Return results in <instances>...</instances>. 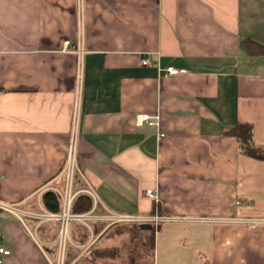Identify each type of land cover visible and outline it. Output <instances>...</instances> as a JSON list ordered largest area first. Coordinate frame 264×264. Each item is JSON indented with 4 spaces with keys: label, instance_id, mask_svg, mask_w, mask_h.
Listing matches in <instances>:
<instances>
[{
    "label": "crops",
    "instance_id": "obj_1",
    "mask_svg": "<svg viewBox=\"0 0 264 264\" xmlns=\"http://www.w3.org/2000/svg\"><path fill=\"white\" fill-rule=\"evenodd\" d=\"M246 39L264 44V0H0V200L18 207L0 208V264L117 248L133 222L48 217L45 191L77 214L89 188L97 214L159 220L154 264H264V159L228 131L252 123L264 145V53Z\"/></svg>",
    "mask_w": 264,
    "mask_h": 264
},
{
    "label": "trees",
    "instance_id": "obj_2",
    "mask_svg": "<svg viewBox=\"0 0 264 264\" xmlns=\"http://www.w3.org/2000/svg\"><path fill=\"white\" fill-rule=\"evenodd\" d=\"M245 49L250 54H262L264 53V44L256 42L252 39H246L243 43ZM229 133L232 135H235L238 138L239 148L240 151L258 158V159H264V145L256 144L254 142V126L252 123L249 122H240L230 130H228ZM43 201L46 205V207L53 211V212H59L61 209V202L59 198V194L57 191L53 189H49L44 192L43 194ZM92 207V198L87 193H82L79 195L78 198L73 202L72 210L75 212L78 211H84L89 210ZM153 224V223H152ZM119 226V225H118ZM127 228V229H126ZM117 229H122L121 226L117 227ZM126 232L130 233L131 240L133 241V236H137L138 239L137 242L139 244L138 247H146L148 244L151 245L152 250L154 251V230H155V224H153V227L150 229H145L140 227V223L133 222L132 225H128L124 229ZM151 230V234L148 235L147 232ZM115 231V229H114ZM119 231V230H118ZM120 234H122L121 230L119 231ZM125 242L126 239L124 238ZM148 240L150 242H148ZM122 243V246L127 248L128 255L131 256L130 258H127V256H124V258L120 259L119 264H147V261L144 260V254L140 253L138 251V247L136 248L137 254L139 255V260L134 259V247H131L130 244ZM130 242V241H129ZM136 242V244H137ZM129 248V249H128ZM117 249V248H116ZM121 250V248H118L116 251ZM115 251V250H113ZM111 254L108 250H102V249H90V251L86 254L84 258V262L82 264H101L98 260L104 258L105 256H109ZM110 261H108L106 264H109Z\"/></svg>",
    "mask_w": 264,
    "mask_h": 264
},
{
    "label": "built area",
    "instance_id": "obj_3",
    "mask_svg": "<svg viewBox=\"0 0 264 264\" xmlns=\"http://www.w3.org/2000/svg\"><path fill=\"white\" fill-rule=\"evenodd\" d=\"M67 42H66V47H67ZM141 62L143 64H147L149 62L148 58H142ZM179 71H183V70H178L177 68L174 67H168L165 69V72L168 74H175ZM138 120L139 122H148L149 124H159V115L157 116H150L149 114H145V113H141L138 114ZM164 133H160V136H163ZM73 149L70 151L69 154V161H68V166H67V170H68V174L70 176V179H72V175H73V171H74V153H73ZM86 192L92 196L93 200H94V205L93 208L90 211L84 212V213H77L74 214L71 212V204L74 198L73 194H68L65 195V203H64V210L61 213H55V212H51L48 217L53 219V218H59L61 219L64 223L68 222L69 219L71 218H76V219H81V220H87V219H91V218H95V219H104V220H108L109 222H138V223H142V222H151L155 225L158 224V219H154L150 216H144V215H138V214H125V213H116L113 212L111 210H108L107 213L105 214H97L95 213L96 207L99 203L98 200V195L96 194V192L89 188L86 189ZM147 194L154 197V198H158L157 194L154 192L153 189H147ZM0 208L11 211V212H18V207L16 204L14 203H7L4 201L0 200ZM21 216V214H20ZM155 221V222H154ZM11 250L6 248V247H0V253L3 254H8L10 253ZM2 258H0V263L2 262Z\"/></svg>",
    "mask_w": 264,
    "mask_h": 264
},
{
    "label": "rangeland",
    "instance_id": "obj_4",
    "mask_svg": "<svg viewBox=\"0 0 264 264\" xmlns=\"http://www.w3.org/2000/svg\"><path fill=\"white\" fill-rule=\"evenodd\" d=\"M129 225V224H128ZM117 226V225H116ZM125 227H127V224H125V223H123L122 225H121V228L122 229H117V227H115L116 228V230H121V232H123L122 234H120V232H119V235L122 237L121 239H111L113 242L112 243H114V244H116V243H118V247H117V249L118 248H121V250H118V251H116V248L115 249H113V250H115V251H113L112 249H111V254H110V256H109V261H110V263L109 264H119L120 262V259L121 258H124V256H127L129 253H128V250H127V248L126 247H124V245L122 246V243H124L125 242V240H124V238L126 239V242L125 243H129L130 244V246L131 247H134V254H135V257H134V259H138L139 260V255L137 254V251H136V248L139 246V244H138V242H137V240L136 239H138V237L137 236H133V241L131 240V235L129 234V237H128V233H126V231H124V229H125ZM127 229V228H126ZM127 234V235H126ZM147 234L148 235H150L151 234V230H149L148 232H147ZM124 235V236H123ZM130 241V242H129ZM136 242H137V244H136ZM148 242H150L149 240H148ZM128 244V245H129ZM139 249H138V251L140 252V253H143L144 254V260H146L147 261V264H154V251L152 250V248H151V245L150 244H148V246H146V247H138ZM129 249V248H128ZM131 257V256H130ZM129 256H127V258H130ZM106 264V263H105Z\"/></svg>",
    "mask_w": 264,
    "mask_h": 264
},
{
    "label": "water",
    "instance_id": "obj_5",
    "mask_svg": "<svg viewBox=\"0 0 264 264\" xmlns=\"http://www.w3.org/2000/svg\"><path fill=\"white\" fill-rule=\"evenodd\" d=\"M140 227L145 228V229H150L153 227V224L150 222H142V223H140Z\"/></svg>",
    "mask_w": 264,
    "mask_h": 264
}]
</instances>
